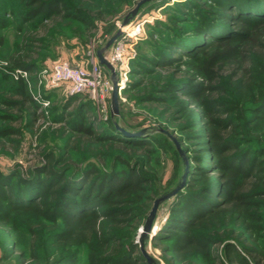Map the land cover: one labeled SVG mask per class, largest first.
I'll use <instances>...</instances> for the list:
<instances>
[{
  "label": "trees",
  "instance_id": "1",
  "mask_svg": "<svg viewBox=\"0 0 264 264\" xmlns=\"http://www.w3.org/2000/svg\"><path fill=\"white\" fill-rule=\"evenodd\" d=\"M135 1L0 0V50L12 29L10 68L39 71L63 38L87 43L97 21ZM162 6L171 14L137 44L126 89L162 128L131 124L121 99L120 114L107 119L84 94L69 95L60 110L50 106L59 126L39 137L44 162L0 171V264H149L138 235L163 190L169 134L188 159L186 185L165 202L168 215L148 242L166 264H264V0ZM0 92L1 143L41 128L45 108L25 80L0 68ZM22 119L23 127L7 124ZM116 122L145 131L125 135ZM172 152L179 178L184 161L176 144Z\"/></svg>",
  "mask_w": 264,
  "mask_h": 264
},
{
  "label": "rangeland",
  "instance_id": "2",
  "mask_svg": "<svg viewBox=\"0 0 264 264\" xmlns=\"http://www.w3.org/2000/svg\"><path fill=\"white\" fill-rule=\"evenodd\" d=\"M139 0L135 1V4L132 6H127L118 15H115L107 20H99L96 22V28L93 31V35L90 37V39L87 41V43H81L80 40L77 37L73 38H63V44L58 45L57 51L53 56H47L43 60H39L40 70L39 71H30V77L27 78H16L12 73L11 62L9 59L6 58L5 52L6 50H10L9 53L13 52L16 47V41H17V35L12 29H8L5 32L6 39L8 40L7 48H3L0 50V68L8 72L9 75L13 78V82L25 80L28 84L29 91L33 95V93L37 92V90H40L42 87L41 82L44 81V71L48 68H51L55 62L59 60H67L70 62L73 66H85L90 67L92 64L93 59V51H95V60L99 62L97 57V50L101 48L107 40L120 28V25L122 21L124 20L125 16L136 6V3ZM163 0L160 1H150L146 4H144L141 9L139 15H137L135 18L131 20V22L126 26V28L129 29V35L132 33L134 29L140 30L141 32L139 35H130L134 36L129 39L128 42V52H134L136 55L137 52V44L141 42L143 39L147 38L149 33V28L151 24H154L156 20H167V17L169 14H171V10L165 9V6L158 7V4L160 2L162 3ZM171 3H175L177 0H170ZM114 25L115 28L110 29L111 25ZM140 24L139 27H136V25ZM133 29V30H132ZM137 35V36H136ZM82 41V40H81ZM66 43H69L67 45ZM113 46L106 51V55L110 56L112 53ZM7 53V54H9ZM100 63V62H99ZM22 68V67H16ZM102 68L104 72L110 77L108 69L102 65ZM130 73V70H129ZM40 74V76H38ZM47 73H45L46 75ZM129 77V75H128ZM130 80V77H129ZM128 88V87H127ZM126 88V89H127ZM123 90L121 101L124 103V111L127 113L129 117V121L131 124L138 125L142 128H149L154 130L155 132H158L156 128H162L160 126V123L156 120L157 116L153 113L151 109H143L136 107L134 100L129 98V96L126 94L127 90ZM42 90V89H41ZM3 93V92H0ZM5 93V92H4ZM7 97H13L14 94L7 93ZM85 96L89 97L88 95L84 94ZM69 96L67 93L66 87L59 88L53 91V95L48 98L50 100V104L48 107H44L45 111L43 114V117L46 119H42L38 124H42L41 128L38 130H31L29 131L27 128L23 129V132L20 135H13V138L17 141L11 142V141H4L3 143L0 142V171L4 173H8L11 170L15 168H19L20 170H26L31 166L42 164L44 161L40 158L39 150V137L42 134V130H45L44 127L49 126V124L53 125L54 127L59 126L58 123L55 124V122H52V113L49 110L50 106H54L57 108V110H60V105L66 98ZM16 97V96H15ZM13 97V98H15ZM73 107L71 108H74ZM95 112L99 118L107 119L109 115H111V97L109 99L108 103V113L105 115V113L99 108L98 105L95 104ZM161 108V107H160ZM8 112H11L14 116L19 115V110L17 108H5ZM160 110V109H159ZM169 115H167L168 119ZM26 119L18 120V121H8L7 124H10L11 126L16 127H23L24 122ZM170 127L171 131H174V127L170 126L169 124H166ZM164 125V126H166ZM176 136L183 137L178 133L176 130ZM48 141H51V143L59 142L56 138L54 139L52 136H48ZM171 145L168 146L166 149H164L163 154V160H164V172L161 176V186H162V193L171 190L174 188L180 179L178 178V161L176 156L172 152V148L174 149V142L172 140ZM172 147V148H171ZM168 205L169 203H164L161 205L157 220H156V227L155 231L159 226L162 225V223L165 221L167 215H168ZM147 248L149 253L159 261L160 264H166L161 252L159 249L154 248L151 245V242L147 243ZM1 248H0V256H1ZM1 264H6V262H2Z\"/></svg>",
  "mask_w": 264,
  "mask_h": 264
},
{
  "label": "built area",
  "instance_id": "3",
  "mask_svg": "<svg viewBox=\"0 0 264 264\" xmlns=\"http://www.w3.org/2000/svg\"><path fill=\"white\" fill-rule=\"evenodd\" d=\"M140 24L136 25L139 27ZM141 32V28L139 30ZM139 32V34H140ZM137 34V35H139ZM136 35V36H137ZM134 36L129 35V29L124 27L122 36L113 45L112 53L107 56L110 62L115 66L120 79V95L122 98L123 90L128 87L130 61L135 56L134 52H128L129 39ZM90 67L73 66L67 60H59L51 68L44 71V81L41 82V89L33 93L34 99L40 103L43 108L48 107L50 100L45 96L46 92L66 87L69 95L86 94L96 105L107 115L108 103L111 97L112 81L104 72L102 65L95 58ZM16 78H29L30 72L25 68L12 70ZM45 73H47L45 75ZM40 76V74L38 75Z\"/></svg>",
  "mask_w": 264,
  "mask_h": 264
},
{
  "label": "water",
  "instance_id": "4",
  "mask_svg": "<svg viewBox=\"0 0 264 264\" xmlns=\"http://www.w3.org/2000/svg\"><path fill=\"white\" fill-rule=\"evenodd\" d=\"M154 0H139L136 3V6L125 16L124 20L122 21L120 28L107 40V42L97 50V57L101 65L105 66L108 71L112 81V91H111V117L115 118L120 114V79L117 73L115 66L110 62L106 55V51L110 49L115 42L122 36L123 28L126 27L133 18H135L140 13L141 7L149 2ZM160 1V0H157ZM116 127L123 132L125 135H139L145 130H140L136 132H131L123 128L119 123L116 122ZM167 132V131H166ZM168 133V132H167ZM169 134V133H168ZM172 140L175 142L177 149L183 158L184 161V172L181 175L180 179L178 180L176 186L169 191L162 193L161 195L157 196L153 202V205L149 211V214L141 226L138 235V242L140 244V249L144 257L146 258L149 264H160L148 251L147 242L151 240L155 234V227H156V220L158 216L159 209L162 204H164L167 200L171 199L172 197L179 194L181 190L186 185V178L188 174V159L184 150L181 147V144L176 139L175 136L169 134Z\"/></svg>",
  "mask_w": 264,
  "mask_h": 264
},
{
  "label": "bare ground",
  "instance_id": "5",
  "mask_svg": "<svg viewBox=\"0 0 264 264\" xmlns=\"http://www.w3.org/2000/svg\"><path fill=\"white\" fill-rule=\"evenodd\" d=\"M133 30V29H132ZM139 33V28L138 29H134L132 31V33H130V35H135V34H138Z\"/></svg>",
  "mask_w": 264,
  "mask_h": 264
}]
</instances>
